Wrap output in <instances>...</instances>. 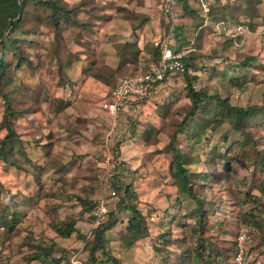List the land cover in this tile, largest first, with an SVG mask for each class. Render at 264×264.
<instances>
[{
	"label": "rangeland",
	"instance_id": "1",
	"mask_svg": "<svg viewBox=\"0 0 264 264\" xmlns=\"http://www.w3.org/2000/svg\"><path fill=\"white\" fill-rule=\"evenodd\" d=\"M81 1L57 0L58 4L67 8ZM160 1L91 0L87 8L95 9L94 17L82 11L72 13L78 21L86 23L83 30H70L63 25L64 28L60 29L61 39H56V43H53L55 36L52 31L45 28H41L43 31L38 36L24 38L27 41L22 44V51L30 63L16 70L11 82L18 88L42 84L46 91L49 86H55V96L60 94L57 76L60 66L69 60L68 56L71 63H79L82 55L89 58L93 66L98 60L97 51L101 53L108 45L106 42L111 43L110 38L106 39L101 32L100 39L94 32L96 29L112 31L113 25L117 42L113 41L111 46L121 63L115 79L149 71L153 57L148 50L159 43L162 34L160 7L157 9ZM215 1L198 0L199 12L207 14V5ZM220 1L222 4L236 5L241 10L255 9L258 16L253 17L251 28L238 26L229 18H224L228 22V28L224 30L219 20H206L204 29L209 32L197 51L198 69H188V75L197 78L193 81L197 90L208 88L211 92H219L222 97L228 94L233 106H261L264 104V0ZM145 4L146 9H157L148 25L149 38L145 43L131 36L130 42L137 43L142 49L146 46V50L138 58L121 59L126 49L123 45L127 44L122 39H128L127 23L130 25L129 20L140 23L141 18L134 14H146L143 11ZM34 9L31 7L32 12ZM104 18L121 21L103 23ZM240 20L249 19L240 17ZM189 32L193 35L186 39L192 42L196 32L193 29ZM230 35L235 36V40L240 39V42L234 41L226 46L222 38ZM172 38L174 40L171 36L169 39L171 47L174 42ZM173 49L177 47L173 46ZM247 55L257 57L248 70L254 81L243 91L223 90V74L226 77H240V71L232 64L239 63ZM4 60L14 62L13 55L7 53ZM212 70L217 73L212 74ZM80 71H66L67 76L75 81L71 96L75 100L70 108H65L67 115L61 117L62 124L60 121L57 124L60 128L50 127V136L55 129L56 135L60 133L64 135L63 138L79 136L74 142V153H65L58 148H51L49 154L44 150L26 152L43 168L58 167L57 164L61 163V171L42 174L41 187L36 184L37 189L34 186L31 191H25L17 177L0 169V248L6 257L2 264H48L29 260L38 244L52 245V257L64 256L65 259L59 264H97L89 261L88 248L78 234L85 236L87 242H92L91 231L105 222L108 214L115 209L119 198L112 196L110 182L117 166L120 170L119 180L133 187V199L147 220L149 235L126 247L121 238L126 232L129 213H118L117 224L102 236L104 247L94 255L98 261L102 262L109 255L123 264H230L234 237L242 227L254 228L256 240L263 247L261 231L256 228L255 222L264 217V166L255 160L257 154L252 148L248 159L244 160L228 153V148L243 137L232 128L230 119L213 115L214 102H205V113L197 116L199 123L196 124L195 120L190 125H196L192 132L183 133L178 138V147L187 160L186 168L198 202L180 193L171 174L170 156L162 152L190 104L183 74L168 76L147 99L127 104L113 122L101 109L107 90L91 85V80L88 84L87 81L80 83L83 78L79 75ZM3 111L0 99V118ZM216 120L221 121L216 124ZM66 126L70 131H65ZM247 129L252 128L247 126ZM23 132L24 129L18 127V133ZM253 132L255 147L263 150L264 157V130ZM196 134L201 137L198 143L195 142ZM3 135L4 131L0 129V139ZM54 138H46L45 144L51 145ZM115 149L119 150L116 158L113 154ZM105 181L108 188H103ZM83 199L91 203L89 209L81 207L79 200ZM101 201L107 211L96 222L94 203ZM198 208L201 209L200 213L197 212ZM69 218L76 222L78 233L69 239H61L56 236L53 225ZM10 225L13 226L11 231L8 230ZM160 236H164V239Z\"/></svg>",
	"mask_w": 264,
	"mask_h": 264
},
{
	"label": "trees",
	"instance_id": "2",
	"mask_svg": "<svg viewBox=\"0 0 264 264\" xmlns=\"http://www.w3.org/2000/svg\"><path fill=\"white\" fill-rule=\"evenodd\" d=\"M90 1L91 0H82L72 8H67L58 4L57 0H0V99L4 107V111L0 118V129L4 131V135L0 139V169L17 177L19 182L22 183L25 191H31V187L34 188V186L37 189V185L41 187V184L39 183H41L40 177L42 174L48 172L59 173L63 166L61 163H58V167L43 168L42 166L36 164L35 161L26 153V148L27 145L29 146V142H25L21 139V136L16 130V125L22 121L25 122L30 115L40 112L43 103H47L49 105V111L54 113L55 116L62 113L68 106V103L58 98L55 100L51 99L46 91V88L42 84L35 87L23 85L21 88H18L13 84V82H11L13 73L23 66H26L25 64L30 63V60L27 58L28 56L22 51V44L27 41L24 38L33 37L34 35L38 36L43 31L41 28H45L52 31L55 36V39L53 40L54 43L56 39H61L60 29L63 25H66V28H69L70 30L77 28L83 30L86 27V23L78 21L72 16V13L82 11L94 17L93 12L95 9L87 8ZM190 1L194 0H161L159 2V6L156 5L157 9L160 7V15L158 14L159 17H161L160 27L162 29L160 40L164 35L167 36L175 34L177 37L183 38L182 43L184 42L183 45L187 47V51H184L185 53L183 58L185 65L183 77L186 94L190 101L189 106H187L184 111L183 119L175 126V130L169 137V143L165 146L162 152H165L170 156L171 174L180 193L188 195L190 198L196 199L199 202V199L195 196L192 189L191 179L189 177L190 174L186 168L187 160L183 152L178 147L179 136L183 133H191L193 127L196 125L192 127L190 125L195 120L197 122L196 124L199 123L197 116L205 113L203 107L205 102H214L213 115L217 117L222 115L223 117L230 119L232 128L236 132H239L243 137L241 141L236 142V144H234L230 149L228 148V153H233L237 158L244 160L248 159L249 150L252 148L257 154L255 160L259 161L261 165L264 166L263 150L256 149V140L252 137L254 133L253 131L257 133L260 130H264V104H261V106L254 105L248 107L233 106L230 103L228 94L222 97L219 92H211L208 88H201L197 90L194 87L193 82L196 81L197 78L188 75L187 72L190 68L195 70L198 69L196 64V57L198 55L197 51H199L198 49L201 42L206 38L209 32L204 29L206 20H219L224 30L228 28V22H226L224 18H229L231 22L237 23L238 26H248L251 28L253 24L251 22L253 17L258 16L257 10H241L236 5L230 6L228 3L222 4L220 0H216L214 4L207 5L208 12L204 15L201 14L197 8L193 7V5L190 4ZM31 7H34L37 12L35 9V11L32 12ZM134 15L141 18V21L140 23L135 24L134 21L129 20L132 31L135 32L143 24L150 23L151 16L148 14L139 15L136 13ZM155 15L156 13L154 16ZM240 17H247L249 20H240ZM188 28H191L194 32H196L195 38L192 42L183 37L184 29ZM222 39H224L226 46L234 41L240 42V39L235 40L236 38L233 35L225 36ZM123 47L126 49L121 54V59H126L127 57L138 58L140 53L146 50V46L144 49H140L137 43H127L124 44ZM183 47L184 46L178 47L175 53L182 52L185 49ZM160 48V44H158L148 50L153 57L154 67L158 65ZM7 53H11L13 55L14 62H5L4 56ZM68 57L69 60L65 61L60 66L57 75L59 77L58 85L62 88L73 87V81L66 74V70L73 64L70 62V56ZM256 59V56L247 55L239 63H233L232 65L235 66L234 68H238L241 76L226 77V75L223 74L224 81L222 82H224V84L221 83L223 90H246L248 84L254 81L253 77H250L248 74V70L250 66L255 63ZM92 65L93 66H90L85 70V76L107 85L111 91L115 85L113 83H116V73L110 68L104 66L99 67L95 65V63ZM142 73H146V71ZM216 73V70H212V74ZM166 79L167 78H165L162 82ZM11 83L12 86L10 85ZM160 83H157L153 90ZM149 96L142 98L141 101L147 99ZM262 97L264 103V96L262 95ZM139 100L140 99H136V102ZM217 121L221 120H216V124L219 123ZM247 126L252 129H247ZM66 130L70 131L67 126L65 128V131ZM201 133L204 134V130H202ZM196 135L197 136L195 137L197 138L195 142L198 143L201 137L199 134ZM72 136L76 137V135H71L70 137ZM33 142L40 143L39 140H33L32 143ZM50 148V144L49 147H43L44 151L48 154ZM118 152V149L114 150L113 154L115 158L118 157ZM222 159H224L223 155ZM114 171L116 173L112 176L113 178L110 182V188L114 193V196L117 195L119 198L115 209L108 214V219L105 222L98 224V226L91 231L93 238L92 242H87L85 236H80L78 234L79 238L85 241V246H87L89 251V261L91 263L123 264L120 260L109 255H106L102 262L98 261L94 256L99 248L104 247L102 240L104 232L111 230L117 224L118 213H129L126 232L121 238L126 247H131L133 244L140 242L149 235L147 220L134 202L133 198L135 197V193L133 187L126 185L119 180L118 173L120 170L118 166L115 167ZM103 188H108V183L106 181L103 184ZM110 193L111 192H109L108 196H110ZM79 202L81 207L84 209H89L91 207V203L85 199L79 200ZM94 205V207H96L97 202L94 203ZM199 205H201V202ZM197 212L200 213L201 209L198 208ZM101 217L96 216V222H99ZM255 226L261 231L260 241L264 248V217L262 220L255 222ZM12 227L13 226L10 225L8 230L11 231L13 229ZM53 230L56 236L61 239H69L74 233H78L76 222L70 218L63 222L55 223L53 225ZM160 238L164 239V236H160ZM232 246L230 264H233L235 242H233ZM2 253L3 251L0 250V256ZM62 259L64 260L65 257H52V245L50 247L45 244L36 245L34 252L29 257L30 261L40 263L48 262V264H59Z\"/></svg>",
	"mask_w": 264,
	"mask_h": 264
},
{
	"label": "crops",
	"instance_id": "3",
	"mask_svg": "<svg viewBox=\"0 0 264 264\" xmlns=\"http://www.w3.org/2000/svg\"><path fill=\"white\" fill-rule=\"evenodd\" d=\"M148 2L149 1H147L146 3H148ZM199 2H198V0H194V1H190V4H192L193 7L197 8ZM143 11H144V13H146L149 16L152 17V15L154 13H156L157 9L156 8L155 9H153V8L146 9V4H145V6L143 7ZM117 20L121 21L120 19H116V18L115 19H113V18H110V19L106 18L105 19L104 18L102 22L103 23H106V22L108 23V22L112 21L111 23L113 24V22L117 21ZM148 25H149V23H145L137 31L134 32V31H132L131 26L127 23V28H128L127 38L128 39H122V41H125V43H131L130 41H131V36H132L135 40H136V37H137V38L141 39V41L146 43L147 39L149 38L148 34L150 32V31H148V29H150ZM113 27H114L113 28L114 30H112V31H110L108 29H106V30H97L96 29L95 32H94L95 33L94 35L98 34L99 39H100V32H101V34L104 35L103 37H107L106 39L110 38V41H111V43L106 42V43H108V45L107 46L105 45V48L103 49V51H101V53L99 52V50L97 51V56H98L97 59L98 60H97V62H95V65H102L104 67L110 68L113 71H115V73H116L115 75H117L120 72L121 63H120L119 56L117 55V53H115V54L113 53L114 52V48H113V46H111V44L114 43L113 41L117 42V40H116L117 39V33H116L114 25H113ZM190 30H191V28L190 29L189 28L188 29H184L183 37L188 38V36L193 35L191 32H189ZM92 34H93V32H92ZM170 36L174 37V40L172 38V40L174 41L173 42V46H175L177 48L181 47V46H184L183 48H185V49L187 48L185 45H183L184 42L182 43V39L183 38L177 37L175 34H170ZM96 39H97V36H96ZM173 46L171 47V50L173 52H175L176 50L173 49ZM140 49H142V48H140ZM95 53H96V51H95ZM183 53H185V52H183ZM140 54H143V52H141ZM89 60L90 59L87 58L85 55H82L80 62L78 61L79 63H73L72 66L70 68H68L66 71L69 73V70L73 72V71H76L77 69H81L79 75L81 77L83 76L84 80H82L83 78L79 77V78H81L80 79V83L82 81H84V82L87 81V84H88L89 81L91 80V83H92L91 85H95L97 87L100 86L102 89L107 90L106 91L107 92V94H106L107 96L104 99V101H105L108 98V95H109V92H110V88L107 85H105V84H103V83H101V82H99V81H97L95 79H92L90 77H87L89 79L88 80L86 78V76H85V70L91 66ZM125 65L129 66V63H126ZM154 68H155L154 65H152V67L150 68L149 71H151ZM140 73H142V72H140ZM115 78H116V76H115ZM74 84H75V81L73 82V87L72 88H68V87L62 88L61 87L60 94H58L56 96H55V93L57 91L56 87L55 86H49V88L51 87L52 89L48 88L47 89V93H48L49 97L51 99H53V100L58 98V99H62L64 102H67L68 103V107L67 108H70L71 103H73V101L75 100L74 98H73V100L71 98V96L73 94V89H74V86H75ZM55 89H56V91L54 92ZM104 101H102V102H104ZM139 101H141V99ZM130 102L133 103V102H136V100L133 99ZM45 111H47V112H45ZM66 111H67V109H65V111H63V113H60L58 116H55L54 113L49 111V105L47 103H43L40 112L30 115L29 118L25 122L22 121L21 123H19L17 125V128H16L17 132H18V127H21V128L24 129L23 134L18 133L21 136V139L23 141H24V139H26L25 142H29V146L27 145L26 152H27V150H32L34 152L44 150L43 147H45V146L49 147V144H45L46 143L45 139L46 138L49 139V138H51L53 136L55 138L52 140L51 145H50V147L53 148V150H54V148H58L60 151H64L65 153L67 151L71 152V153H74V142L79 138L78 135L76 137H73V138H70V139H68L66 137L63 138L64 135H60V133H57V135H56L55 132H56L57 129H55V131L52 130L53 134L50 136V127L56 126L57 128H60V125H57V124H59V121H60L62 116H64L65 114L67 115ZM60 123H61V121H60ZM58 138H60V140ZM33 140H39L40 143H36V142L32 143ZM51 148H50V151H51ZM0 250H1V248H0ZM5 260H6V257H5V253L3 252L2 255L0 256L1 264Z\"/></svg>",
	"mask_w": 264,
	"mask_h": 264
},
{
	"label": "built area",
	"instance_id": "4",
	"mask_svg": "<svg viewBox=\"0 0 264 264\" xmlns=\"http://www.w3.org/2000/svg\"><path fill=\"white\" fill-rule=\"evenodd\" d=\"M170 35H164L159 41L160 56L158 65L149 72L136 73L120 77L107 100L101 103V109L115 122L118 113L133 99H142L150 95L157 83L162 82L167 76L183 74L185 65L184 53H175L171 50ZM112 196L114 193H111ZM104 202H98L95 216L106 214ZM235 253L233 264H264V248L260 247L254 230L251 228H240L234 237Z\"/></svg>",
	"mask_w": 264,
	"mask_h": 264
}]
</instances>
